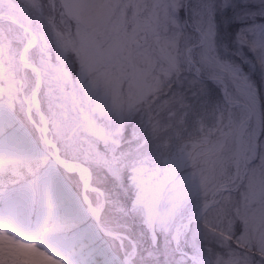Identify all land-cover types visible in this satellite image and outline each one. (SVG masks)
Listing matches in <instances>:
<instances>
[{"label":"snow or ice","instance_id":"6c2138e0","mask_svg":"<svg viewBox=\"0 0 264 264\" xmlns=\"http://www.w3.org/2000/svg\"><path fill=\"white\" fill-rule=\"evenodd\" d=\"M0 238L264 264V0H0Z\"/></svg>","mask_w":264,"mask_h":264},{"label":"rangeland","instance_id":"374dc122","mask_svg":"<svg viewBox=\"0 0 264 264\" xmlns=\"http://www.w3.org/2000/svg\"><path fill=\"white\" fill-rule=\"evenodd\" d=\"M7 250L24 260V264H54V261L48 259L39 253L36 249L9 241L7 246L0 244V252Z\"/></svg>","mask_w":264,"mask_h":264},{"label":"clouds","instance_id":"9594fccd","mask_svg":"<svg viewBox=\"0 0 264 264\" xmlns=\"http://www.w3.org/2000/svg\"><path fill=\"white\" fill-rule=\"evenodd\" d=\"M9 241L6 238H0V244H3L4 246H7Z\"/></svg>","mask_w":264,"mask_h":264}]
</instances>
